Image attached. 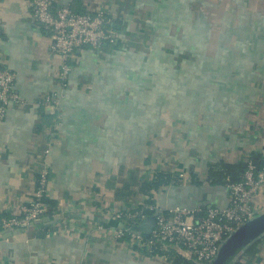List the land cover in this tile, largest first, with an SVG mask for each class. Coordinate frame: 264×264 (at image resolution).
Returning a JSON list of instances; mask_svg holds the SVG:
<instances>
[{
    "label": "crops",
    "instance_id": "0c3cea01",
    "mask_svg": "<svg viewBox=\"0 0 264 264\" xmlns=\"http://www.w3.org/2000/svg\"><path fill=\"white\" fill-rule=\"evenodd\" d=\"M54 3L103 10L119 39L76 49L62 87L28 0H0V63L24 99L0 122V219L29 203L44 165L51 206L39 223L0 227V264H174L96 225L120 226L111 213L143 204L141 183L159 171L177 179L152 196L159 210L225 206L210 168L264 157V0ZM47 93L58 108L43 103ZM249 206L264 211V183ZM239 261L264 264V236Z\"/></svg>",
    "mask_w": 264,
    "mask_h": 264
},
{
    "label": "built area",
    "instance_id": "2783aa9c",
    "mask_svg": "<svg viewBox=\"0 0 264 264\" xmlns=\"http://www.w3.org/2000/svg\"><path fill=\"white\" fill-rule=\"evenodd\" d=\"M28 4L33 21L50 33L49 50L60 58L58 79L62 87L68 84L76 49L89 46L101 52L105 43H116L119 39L118 32L101 9L75 12L68 4L56 5L54 0H28ZM15 79V72L0 63V122L9 104H24L23 97L14 88ZM42 101L54 108L59 106L57 93L45 94ZM48 174L47 165L38 170L31 200L21 206L19 213L2 217L1 229L31 226L36 219L51 211V206L45 200ZM179 177H183V174ZM263 183L264 169H258L255 163L248 160L241 179L226 184L229 199L225 206L214 205L204 211L201 207L180 206L159 210L155 203L141 204L124 212L115 210L111 213L121 222L120 226L107 228L98 224L96 229L110 234L112 239L126 240L140 251L148 252L151 247L159 245V249L168 255L178 254L194 259L198 264H205L215 256L225 237L256 214L249 206V200ZM148 210L151 213H147ZM152 214L155 215V224L149 238H144L139 229L133 226H138Z\"/></svg>",
    "mask_w": 264,
    "mask_h": 264
},
{
    "label": "trees",
    "instance_id": "16d2710c",
    "mask_svg": "<svg viewBox=\"0 0 264 264\" xmlns=\"http://www.w3.org/2000/svg\"><path fill=\"white\" fill-rule=\"evenodd\" d=\"M117 43H105L103 46L106 48L109 45L116 46ZM250 161L256 164L258 169H264V157L259 154H252L250 157ZM247 167V161H240L238 163H224L220 162L215 167H211L208 173V179L212 184H221L226 185L228 183L237 182L241 179L244 170ZM177 182L176 176L167 172H156L154 177L150 181H146L141 183V188L144 193L149 195V198L144 200L143 204L154 203L152 196L158 192L162 187L175 184ZM202 208V207H201ZM130 210V209H128ZM204 211L205 209L202 208ZM126 211V210H125ZM124 212V211H123ZM147 213H151V211H147ZM133 228L138 230V226L134 225ZM263 237V236H262ZM256 239L250 245L245 247L239 255L235 258V260L231 264H244L239 261V258H249V260L255 257L259 251V246L261 245V238ZM159 245L151 247L150 254L166 256L172 263L174 264H193L191 259L182 257L178 254H166L164 251L159 249ZM207 262L205 264H209Z\"/></svg>",
    "mask_w": 264,
    "mask_h": 264
},
{
    "label": "water",
    "instance_id": "95a60500",
    "mask_svg": "<svg viewBox=\"0 0 264 264\" xmlns=\"http://www.w3.org/2000/svg\"><path fill=\"white\" fill-rule=\"evenodd\" d=\"M41 219H36L34 224L39 223ZM154 224L155 215L153 214L138 224V229L144 238H149ZM5 232L11 233L8 229ZM262 236H264V211L254 214L225 237L209 264H231L245 247Z\"/></svg>",
    "mask_w": 264,
    "mask_h": 264
},
{
    "label": "rangeland",
    "instance_id": "374dc122",
    "mask_svg": "<svg viewBox=\"0 0 264 264\" xmlns=\"http://www.w3.org/2000/svg\"><path fill=\"white\" fill-rule=\"evenodd\" d=\"M193 264H198L194 259H191Z\"/></svg>",
    "mask_w": 264,
    "mask_h": 264
}]
</instances>
